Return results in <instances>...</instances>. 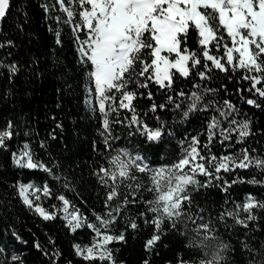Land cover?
Returning a JSON list of instances; mask_svg holds the SVG:
<instances>
[{"label": "snow or ice", "instance_id": "obj_1", "mask_svg": "<svg viewBox=\"0 0 264 264\" xmlns=\"http://www.w3.org/2000/svg\"><path fill=\"white\" fill-rule=\"evenodd\" d=\"M38 6L53 36L57 91L82 86L97 138L87 158L65 157V125L52 115L55 127L37 138L36 149L25 139L14 150V139L34 132L9 117L0 126V152L15 168L45 177L9 182L0 176V210L18 199L43 221L59 219L73 234L88 230V242L72 245L85 264H127L114 243L127 244L129 234L147 229L141 264H152L158 245L168 247V235L180 237L182 246L164 264H264V197L248 193L239 201L231 193L240 183L264 186V127L254 130V114L229 98L264 112V0H39ZM13 7L14 0H0V104L10 102L20 72L44 74L35 53L27 61L16 58L24 45L11 34L27 36L30 44L35 33L25 29L26 9L23 21L8 24ZM217 73L236 87H214ZM138 98L149 104L139 107ZM197 118L199 130L184 127ZM134 138L147 149L174 142V158L160 147L153 160L145 148L129 147ZM57 140L63 148L54 154ZM238 170L255 171L242 176ZM87 191L99 209L81 195ZM12 235L28 243L14 229ZM47 240L33 239L47 264H74L54 235ZM0 264L27 261L0 243Z\"/></svg>", "mask_w": 264, "mask_h": 264}, {"label": "trees", "instance_id": "obj_2", "mask_svg": "<svg viewBox=\"0 0 264 264\" xmlns=\"http://www.w3.org/2000/svg\"><path fill=\"white\" fill-rule=\"evenodd\" d=\"M39 0H14V7L11 9L13 13L12 19L8 20V24H12L13 20L19 18L20 21L24 20V10L28 11L31 21L25 24L27 31L34 32L35 35L31 38V43H28V37H18L16 34L13 38L17 39L18 43H22L17 53L16 58L23 61L28 60V53H35L40 58L41 69H44L43 76L30 74L29 72L22 71L15 78L14 95L10 98L7 104H0V126L10 117L15 122L20 123L22 127L27 130L33 129L34 135L25 137L23 133L20 135L19 140L13 141V149L15 150L17 144H21L25 139L32 143L34 149L37 148V138H44L47 133L55 127L54 121L51 119L55 115L57 120L63 121L65 125L64 144L67 149L64 153L65 157H71L73 154L81 158H87L90 155L91 142L97 138L96 129L99 126L97 119L88 113L86 106L83 103L82 86L76 87L75 91L58 92L57 89L61 85V81L57 75L53 74L51 68L52 57L49 54V49L53 44V36L47 31V26L43 21L42 9L38 6ZM7 30V29H6ZM36 37H39L37 39ZM189 44H192V37L189 38ZM68 59H72L70 46L66 47ZM218 79L213 84L214 87L218 86L220 82L228 85L229 89H233L236 85L229 82L227 78L221 74H216ZM239 75V73L237 74ZM5 81L0 80V87L4 85ZM241 86L247 87V82H241ZM187 87V85H186ZM153 91L155 89L153 88ZM247 94V93H245ZM223 95V92H221ZM242 108V110L249 115L254 114L253 129L264 127V112L253 108L252 106L243 104L235 96L229 97ZM159 99V96H157ZM137 103L139 107L144 108L149 104L147 98H138ZM59 105V107H57ZM123 111V110H122ZM163 116L164 113L161 112ZM148 122L155 124L151 117L148 115ZM201 121L199 118L193 119L190 124L184 127L190 130H199ZM57 131H59L57 129ZM38 134V136L36 135ZM52 151L58 153L63 148L59 140L51 142ZM260 144L264 145V138H260ZM137 145L147 150V154L153 159H157L156 152L160 147L167 150L168 157L174 158L176 147L175 143L165 144L164 146L152 147L147 149L141 138H134L129 147ZM253 147H257L255 142ZM38 150V149H37ZM43 155V152L40 153ZM0 162L5 165V170L0 171V176L6 178L9 182L20 179L24 182L35 180L40 182L45 174L37 170L18 169L15 168L10 161V157L3 152H0ZM242 176H250L255 170H238ZM259 178V177H258ZM232 196L243 201L246 194L251 193L258 198L264 197V186L252 185L250 183H240L233 185L231 188ZM81 195L89 201V204L99 209V203L94 193L91 191L82 192ZM222 195V194H221ZM71 198V196H70ZM43 199V198H42ZM212 199L220 200V196L213 195ZM55 203V201H51ZM45 206H48L49 201H44ZM264 223V221H262ZM14 229L20 236L23 237L28 243L23 244L12 235ZM150 229L140 232L135 238L129 234L127 244L114 243V246L120 249L118 257L126 260L127 264H141V260L145 256L143 248L144 240L149 234ZM48 235H54L56 244L61 251L68 257L74 258V264H85L78 256H74L73 243H85L90 239V232L88 230H78L73 234L68 232L62 225L61 221H43L37 214L24 207L18 199H13V207L8 210H0V243L22 251L25 255L27 264H47V259L44 258L34 247L33 239H39L41 243L48 244ZM227 238V237H226ZM163 245H158L159 255L152 256V264H164L165 260L172 259L176 252L181 249L182 239L176 235H168L164 237Z\"/></svg>", "mask_w": 264, "mask_h": 264}]
</instances>
